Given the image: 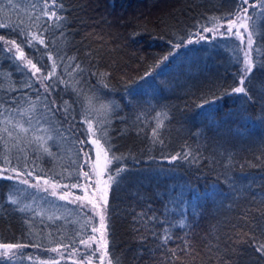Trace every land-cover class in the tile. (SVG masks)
I'll use <instances>...</instances> for the list:
<instances>
[{
  "label": "trees",
  "instance_id": "obj_1",
  "mask_svg": "<svg viewBox=\"0 0 264 264\" xmlns=\"http://www.w3.org/2000/svg\"><path fill=\"white\" fill-rule=\"evenodd\" d=\"M60 3L63 19L48 21L45 48L38 41L28 46L21 35V29L27 39L40 35L48 20L35 19L43 0H0V22L8 25L0 35L21 44L25 58L49 74L44 85L52 86L45 99L32 70L14 52L0 51V169L16 168L28 180L81 195L84 152L77 141L102 137L100 145L111 149L106 177L123 169L117 183L109 180L106 205L112 264H264L254 244L264 242V13L258 7L249 13H256L250 21L255 67L245 96L230 93L243 55L238 37L187 44L205 27L234 19L236 0ZM174 43L184 46L176 50ZM170 50L177 55L161 64ZM51 99L61 106L54 115L45 107ZM30 119L29 131L19 135L13 125ZM24 187L0 179V242L28 245L0 264H77L58 261L51 249L75 248L95 236V220L86 223L91 214L79 207L83 214L42 215L29 207L33 198L22 199Z\"/></svg>",
  "mask_w": 264,
  "mask_h": 264
},
{
  "label": "snow or ice",
  "instance_id": "obj_2",
  "mask_svg": "<svg viewBox=\"0 0 264 264\" xmlns=\"http://www.w3.org/2000/svg\"><path fill=\"white\" fill-rule=\"evenodd\" d=\"M12 0H9V4H11ZM237 3V7H238V11L236 13H234L235 15V19H229L227 21V28L225 30V32L221 33V35H227L229 33H232V35L238 37L241 41V44L244 45L243 48H240L239 51L243 53L242 57L241 56H237V62L240 65L239 68V75H238V85L231 88L230 89V93L231 94H243L245 96H248V90L245 87V82L249 79L251 73L253 72V69L255 67V63L253 60V56H252V52H253V32L249 30V24L248 21L253 20V16L256 15L255 12H253L251 15H249V8H259L261 10L262 13H264V0H236ZM37 5H33V7H36ZM57 8H63V5L60 3V0H43V4L40 7V13L36 15L35 19L37 21H40L43 17H47L48 20L44 22L43 25H40L39 28L41 29L40 31V35H35V34H31V39H27V35L23 32V29H21V35L25 36V41L24 43H26L28 46H32V42L33 41H38V43L40 45L45 46V48H47V45L45 44V39L43 38V32L47 30L48 27H50V25L48 24V21L53 20V18H55V21L58 22L59 20L63 19V17L61 15L58 14L57 12ZM241 13L243 15H241ZM237 23H239V27H237ZM8 25H6L3 22H0V28L3 27H7ZM236 29L235 32H233V29ZM243 29L244 32L242 33L240 31V29ZM212 30H216L219 31V28L214 26V29H209L207 27L204 28L205 32L208 31H212ZM244 33H247V37L245 38ZM196 36L199 37L200 40L205 39L204 36L200 35L199 33L194 34ZM0 41H3L5 46L10 45L11 47H6L3 49H0V51H8L9 53L13 52V49H15V52L18 53V55H14L13 58L17 59V60H21L24 61L25 60V53L22 50V46L21 44H18L17 41L15 39H10V38H5L3 35H0ZM194 41L192 39L191 36H189L187 38V44H192ZM182 46H184L182 43H174L172 45V47L176 50H179ZM239 48V46H237ZM175 55H177V52H173V51H169L168 55H165L164 57H162L160 63L163 64L164 62L168 61L170 59V57H175ZM48 58L49 60L53 59L52 54H48ZM26 67H29L30 70H32V74L33 76H36L37 73L41 72V68L37 67L36 63H33V60L31 58L27 59L26 61ZM160 65H156V67H159ZM77 69L80 68V65L77 64L75 66ZM55 68H56V63L55 61H53V65H52V70H51V75L55 74ZM82 70V69H81ZM104 75V74H101ZM49 78V74H45L43 76H38L37 79L40 80L41 82V86L44 88L45 93L47 94L45 99H48V97H51L52 95V86L51 85H44L43 84V80H46ZM31 86V85H29ZM251 99V97H249ZM205 103H215V100L213 101H205ZM65 104H67V101H65ZM201 108L204 107V104L199 105ZM45 107L47 108V110L49 112H52L53 115L60 110L61 106H58L56 103V100L51 99L48 100V103L45 105ZM65 112L67 111V108L63 109ZM67 122V118L66 121ZM88 123V132L89 133H93V128H92V122L91 120L85 116V121ZM28 123V127H25L24 124H19V125H13V128H19L20 132L23 133H27L29 131V128L31 127L32 121L31 119L27 122ZM45 123H48V121H45ZM44 131H47V129H44ZM4 132L7 133L8 137H12L13 136V131L5 128ZM153 135H155V131L153 132ZM3 137H0V139H2ZM47 139H52V137L49 135L47 137ZM102 139V137H96L95 139L91 140V143L96 145L97 149H100V140ZM79 144L84 145L86 144L88 141L86 140H78L77 141ZM106 144V142H105ZM41 147H43V144L41 145ZM43 150L45 152H49V149L47 147H43ZM111 149L108 148L107 151L105 152V155L107 156V152H109ZM80 151L85 152V155H87V152L85 151L84 148H81ZM49 154H51L49 152ZM188 153H184V156L187 157ZM181 156L180 153H177L173 156H171V160L175 161L177 159H179ZM112 159H119L118 157L115 156V154L112 155ZM83 167V166H81ZM9 171H11L12 173H15V175H10L7 174L9 173ZM123 169H113L109 172L108 174V180L112 181L113 183H117L118 181L116 180V177L120 176V174L122 173ZM31 172H28L27 175H31ZM21 173L16 169V168H8V167H4L2 169H0V179H4V180H13V179H18L20 177ZM84 177L88 178L90 176V173L88 171H84L83 173ZM22 184H27L28 181L27 180H20L19 181ZM45 184L48 183L47 180L44 181ZM79 184L78 183H74L72 185V187H78ZM53 188L56 187L55 184L52 185ZM46 190V189H45ZM105 194L100 198L103 201V204H98L96 201L93 200H88V203L92 205L93 209H96V215H99V226H92L91 227V232L92 233H99V244L101 245V251L103 252V255H101L100 257H98L97 259H99L100 264H104V256L109 255L107 249H108V240L106 238L107 236V223H106V219H107V208L106 205L108 203V189L104 190ZM52 195H56V192L53 191L51 193ZM61 199H64V196L60 197ZM9 199L11 200V203L16 204L17 201L15 199H13L12 197H9ZM77 200H83L86 199V197L84 196H76ZM21 211H23L24 209H20ZM94 217H89V219L86 221L87 224L91 225L92 221H93ZM96 241L97 238L95 236L92 235H88L86 238H82L80 240L81 244L84 245H88V241ZM165 242L168 240V237L165 236L164 237ZM255 244V251L257 253H260L261 255H264V242H256L254 241ZM28 245L17 242V243H7V242H0V249H2L3 251H0V257H5L7 258L8 261H12L17 253H15L13 250L14 249H20L23 247H27ZM64 247H67V245H64ZM51 251L53 252H57L58 248L54 247L51 249ZM95 254V249H92L91 253H89V257H91L92 255ZM173 255H175V252L172 253ZM53 264H56V261L54 259ZM89 264H91V260L89 259ZM109 264H111V261H109Z\"/></svg>",
  "mask_w": 264,
  "mask_h": 264
},
{
  "label": "rangeland",
  "instance_id": "obj_3",
  "mask_svg": "<svg viewBox=\"0 0 264 264\" xmlns=\"http://www.w3.org/2000/svg\"><path fill=\"white\" fill-rule=\"evenodd\" d=\"M252 9L253 8H249V13ZM258 10L260 9L258 8ZM241 15L243 14L241 13ZM248 24H249V30L252 31L250 27L251 25L250 21H248ZM227 26L228 24L223 27H218L219 31L212 30L208 32L205 31L197 32L200 35L204 36L205 39L200 40L198 36L194 35L192 37L194 41L193 43L205 41L209 38V36L211 37L222 36L221 33L225 32ZM237 27H239V23H237ZM235 31L236 29L234 28L233 32ZM240 31H242V33L244 32L242 28L240 29ZM244 35L247 37V33H244ZM8 47L11 46L8 45ZM13 52L16 55H18V53L15 52V49H13ZM26 61L27 59L25 58L23 63L26 64ZM38 76H42L41 72L37 73V75L35 76L36 79ZM43 84H44V80H43ZM24 125L25 127H28V124L25 123ZM21 134H25V133L19 132V135ZM83 148L87 152V155H85L84 152L82 174L84 173V171H88L90 173V176L86 178L83 175V187H81L82 193L79 196H84L86 197V199L77 200L76 199L77 195L63 192L62 190H60L59 188L57 189L56 187L53 188L52 187L53 184L49 182L45 184L44 183L45 180H41V179L28 180L22 176H20L18 179L15 180L18 182L20 180L28 181L27 184H24L26 185V187L23 188L22 199L30 200V198H33V201L31 203L29 202L28 205L30 208H36L40 214L54 215L55 218H61L71 214L70 212L67 211H72L74 213H82L80 211V208H82L84 211L90 213L91 216L94 217V220L96 222V227H98L99 215H96L97 210L92 208V205L88 203V200L96 201L98 204L102 205L103 201L100 198L105 194L104 190L108 189V194L110 192V181L106 177V171L109 161V153L107 152V156H106L105 152L107 150L103 148L102 145H100V149L98 150L96 145L92 144L91 142L89 144L87 143L84 144ZM53 191L56 192V195L51 194ZM61 196H64V199H61L60 198ZM106 223H107V219H106ZM99 235L100 234L97 232L95 234L97 240L88 241V245L81 244L79 246H76L75 248L70 246L58 247V251L53 253L59 258L58 261H70V262H75L77 264H89V259H90L91 264H100V261L97 258L103 255V252L101 251V245L99 244ZM106 238L108 240V229H107ZM92 249H95V254L89 257L88 254L91 253ZM107 251L109 253V243H108ZM109 261H111L110 254L104 256V264H109Z\"/></svg>",
  "mask_w": 264,
  "mask_h": 264
}]
</instances>
